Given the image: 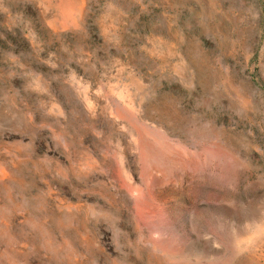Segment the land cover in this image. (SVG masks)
<instances>
[{
    "label": "rangeland",
    "instance_id": "obj_1",
    "mask_svg": "<svg viewBox=\"0 0 264 264\" xmlns=\"http://www.w3.org/2000/svg\"><path fill=\"white\" fill-rule=\"evenodd\" d=\"M0 264H264V0H0Z\"/></svg>",
    "mask_w": 264,
    "mask_h": 264
}]
</instances>
